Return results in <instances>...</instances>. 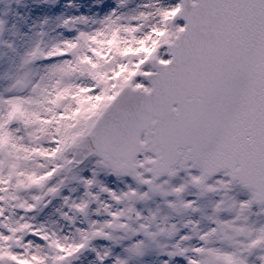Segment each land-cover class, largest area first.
Returning a JSON list of instances; mask_svg holds the SVG:
<instances>
[{
  "label": "snow or ice",
  "instance_id": "6c2138e0",
  "mask_svg": "<svg viewBox=\"0 0 264 264\" xmlns=\"http://www.w3.org/2000/svg\"><path fill=\"white\" fill-rule=\"evenodd\" d=\"M0 264H264V0H0Z\"/></svg>",
  "mask_w": 264,
  "mask_h": 264
}]
</instances>
